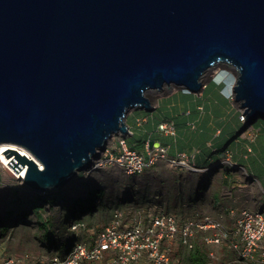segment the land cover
<instances>
[{"label": "water", "instance_id": "water-1", "mask_svg": "<svg viewBox=\"0 0 264 264\" xmlns=\"http://www.w3.org/2000/svg\"><path fill=\"white\" fill-rule=\"evenodd\" d=\"M217 65L264 119V0H0V144L36 157L8 148V164L27 166L23 187L62 189L131 110H155L151 91L199 92Z\"/></svg>", "mask_w": 264, "mask_h": 264}, {"label": "built area", "instance_id": "built-area-1", "mask_svg": "<svg viewBox=\"0 0 264 264\" xmlns=\"http://www.w3.org/2000/svg\"><path fill=\"white\" fill-rule=\"evenodd\" d=\"M240 117L247 120L244 113ZM158 131L176 136V124L172 119L162 120ZM168 153L169 147L164 145L140 151L120 135L95 159L93 167L115 165L125 175L137 177L164 158L172 166L203 169L186 152L172 157ZM230 156L222 163L233 167ZM12 170L0 164V184L5 173L22 182L25 175ZM100 226L89 229V239L76 240L65 255L7 253L0 264H193L191 251L200 244L205 253L202 264H264V210L230 207L225 216L201 213L184 217L157 205L139 204L117 208ZM72 228L85 229L86 223L77 221Z\"/></svg>", "mask_w": 264, "mask_h": 264}, {"label": "rangeland", "instance_id": "rangeland-1", "mask_svg": "<svg viewBox=\"0 0 264 264\" xmlns=\"http://www.w3.org/2000/svg\"><path fill=\"white\" fill-rule=\"evenodd\" d=\"M222 69L223 67L218 66L206 73V75H204L202 78L203 86L201 88V91L199 92H190V94L184 93L183 90L180 89L177 85L171 84H167L162 91H151L149 93V97L152 101V105L154 107H157L158 100L160 99L162 108L158 107L153 111H149L146 109H133L129 112V125L131 126L132 133L131 131H129L130 133L127 136V140L130 145L136 147L138 150H144L145 147L143 136H146L150 132H154L157 129L158 124L157 122H155V119L158 120V118L160 117V111H162V109L169 108L168 106H166V103L173 100L175 96H198L202 101H211L214 97H216L217 99H221L222 101H224V98H222L223 95L220 92V87L222 86L224 80L222 75H220ZM234 81L232 82L234 83ZM206 84L207 88L205 87ZM228 95L232 96L231 102H233L234 95L232 91L231 93L229 92ZM237 105L239 106L241 113L243 114L244 111L243 109H241L240 104L238 103ZM168 110L169 113L172 114L171 109ZM148 116L149 120L145 119V121L139 122L140 119L144 120V117L146 118ZM175 118L177 123L179 124V126H177L179 130L177 137L179 136V139L177 138V140L175 141V137H164L172 138L175 141L174 143L176 144V146H178L179 144L180 149L185 150L192 159L200 162V165L208 164L214 161L218 162L223 159H227L230 155H232V158L239 157L238 153L234 152V150L237 148L236 141L239 139L237 136L238 131L242 128L240 124L242 123L241 121H238V126L240 128L238 127V130H236L235 132H232L231 129H226L221 135L222 131L218 132V128L214 126L195 130V132H189V136L185 138L184 133H186L187 130L190 131L194 129H191L187 124H184L186 121L185 118H180V116H176ZM261 120L264 121V119ZM255 126L256 125L253 124L251 127L253 128ZM251 130V128H248L247 132H251ZM180 131H182L183 134L179 133ZM192 133L199 137L196 139H192L190 137ZM118 135H114V137L110 139L109 144H115L120 136ZM240 144L243 148V145H245L246 142H242ZM252 145L258 151V141L256 140L252 142ZM227 149H229L230 152L225 151ZM246 151L251 155L250 161H252V163L255 165L257 176L249 177L247 180L239 179L238 181H232L231 183H229V189L233 192L232 198H234V200L230 202L231 205L235 207H246L255 210H264V163H262V160H264V154H261L262 158L261 160H259V152L258 154H256V152H248V150ZM172 156L177 155L171 152L167 154V157ZM163 159L164 158H162L161 160ZM245 161H247V165H250L249 161L246 160V158ZM243 162L244 160L242 159L241 163ZM167 164L170 167L166 170V173H169V176L166 180H164L163 184L166 185L169 182H172L174 179L178 180L181 173H186L187 180L185 181V179H182V186H179V184L175 181L174 183L169 184L170 191H173L174 194H179L180 197L178 201L175 202V210H169L174 212L180 211L181 209L178 208L179 203L182 208L184 207V204L193 203L199 198V195H202L204 193V187L206 188L211 183L212 185L210 187V193L215 195L216 202H222L220 191L221 187L219 186V184H223L220 177L221 173L215 176V174L218 173L217 171L220 170V164L212 167V169L209 171L208 169H206L205 171H195L186 167L172 166L169 162H167ZM258 164L262 165L263 169L260 170L258 168ZM239 171H242V173L245 174V170L243 168H240ZM205 174L209 175L210 177H204ZM211 177L213 178V181L211 180ZM258 179L260 181H258ZM149 183L150 182H141V180L137 178L126 177L123 171L115 165H107L101 168H92L90 166L89 168L82 170L77 178L74 179L69 185L62 188L64 190L62 194L60 192H56V194L62 198L59 199L60 202L55 205L54 209L50 210L47 214H50V218H52V220L57 225L60 224V226H62V222H64L63 216L67 210L69 211L70 208H72V203L75 198L87 197L89 189L102 188L101 190L104 191V195L96 202L97 211L93 215L92 220L93 223H102L112 215L116 208L128 206L126 204H129V202H131L133 205H150L151 203L144 202L148 190L153 193L155 192L152 189H147ZM154 183L156 184V186H158L157 183L159 182L154 181ZM217 183L219 184L217 185ZM237 183L239 184V186L245 184V187H239ZM20 184H22V182H15L11 180V178L8 177L6 173L4 174V181L2 184H0V212L13 206L16 209L15 215H18L17 213L19 211V203L17 201L13 202L12 199L14 198L16 189H19V195L23 196L25 199L26 197H32L37 194V191L23 187V185ZM138 185L139 188L143 190V193L140 194L145 195L135 194L137 190H135L134 188H136ZM223 185L228 186V184L226 183H224ZM203 201L207 203V200ZM23 204L24 203H21V205ZM188 215L189 213H184V216ZM30 218H33V221H35L36 219V217ZM42 233L43 230L40 229L38 223H30V225L23 224L11 227L8 232L0 235V259H2L3 255L8 251H12V253L16 254L25 250L34 249L37 254L45 253L43 247H37L36 245L37 241H39L40 238L39 235ZM85 233L86 232L84 231V234ZM55 236L56 238H61V242H64L68 238V236L66 237V235L63 234L62 230H57Z\"/></svg>", "mask_w": 264, "mask_h": 264}, {"label": "crops", "instance_id": "crops-1", "mask_svg": "<svg viewBox=\"0 0 264 264\" xmlns=\"http://www.w3.org/2000/svg\"><path fill=\"white\" fill-rule=\"evenodd\" d=\"M221 94L223 95L222 98H224V101H222L221 99H217L216 97H214L215 99L213 98L211 101H208V100L202 101L200 97L198 96H175L173 100L166 103V106H168L169 108L162 109V111H160V114H159L160 117L158 118V120L155 119V122H157L158 124L162 119H166V117H168V119H172L176 124L177 134H178L179 130L177 126H179V124L177 123L175 117L180 116V118H185L186 121L184 124H187L189 128L194 129L190 131L187 130L186 133H184L185 138L189 136L188 134L189 132H195V130H200V129L214 127V126L218 128V132L222 131L221 135L224 133L226 129H231L232 132H235L236 130H238V127H239L238 121L240 122L239 118H240L241 110L239 106L237 105L238 102H236L235 98L233 102H231V98H228L227 96L228 90L224 93L221 92ZM164 97H167V96H164ZM158 107L162 108V103L160 99L158 100L157 108ZM168 109H171L172 114L169 113ZM249 128L252 129L251 132H247L248 127H246L245 129L242 127L238 131L237 136L239 139L236 141L237 148L234 150V152L238 153L239 157L232 158V155H231V158H230L232 162L237 163L241 168L245 170L246 175L242 173V171H237L236 169L232 168L231 165H229L228 163L219 162L221 163L220 164L221 167L219 170L220 172L217 171L218 173H216L215 176L221 173L220 177L222 179V183L228 184V186H225L223 184L220 185L219 183H217V185L219 184V186L221 187L220 191H221V196H222V202L220 203L216 202L215 195L210 193V187L212 185L211 183L206 188L204 187V193L201 196H199L197 200H195L194 202L192 201L195 204L193 203L184 204V207L182 208V206H180V203H179L178 208L181 210L175 211L176 213H179L182 216H184V213H189L188 216H194V215L201 214V213H209V214H213L218 217L220 215L225 216L227 214L229 208L232 206L230 201L234 200V198H232L233 192L229 189V185H230L229 183H231L232 181H238L239 179L247 180L249 174H251L252 176H257L255 165L252 163V161H250L251 155L248 154L246 150H248V152H256V154H258L259 152V155H258L259 160H261L262 158L261 154H264V125L261 123L260 125L257 124L253 128L252 127H249ZM155 131L150 132L146 136H143L144 147L146 146V143L150 142L153 139L155 141L160 142L164 146H168L169 152L173 154H177L178 152L185 151V150L180 149V145L178 143H177L178 146H176V144L174 143L177 140V138L179 139V136L177 137V134L176 136H172V137H175V141H174L172 138L164 137V136H169V135L159 134L157 132V129ZM179 133L183 134L182 131H180ZM190 137L192 139H196L199 136L192 133ZM256 140L258 141V151L252 145V142ZM242 142H246V144L243 145V148H242V145L240 144ZM153 145L155 144H150V147H152ZM144 150H146V147L144 148ZM245 158L246 160L249 161L250 165L246 164L247 161H245ZM242 159L244 160L243 163H241ZM194 162L199 165L201 164L200 162L196 160H194ZM262 163H264V160H262ZM210 164L211 163H208V165ZM201 166H207V164H204ZM214 166L215 165L211 167H214ZM167 168H170L167 162L165 160H161L155 165V167L152 166L151 168H149L146 171V174L142 176H137L138 177L137 179L141 180V182H144V183L150 182L149 185L147 186V189H152L155 191L153 193L148 190L146 194L147 196L145 197V199H147V201H149L151 205H157L159 207L169 210V209H174L176 207L175 202H177L178 199L180 198L179 194H176V193L174 194L173 191H170L169 184L174 183L175 181L179 184V186H182L183 185L181 183L182 179H185V181L187 180H186V173H181L180 178L178 180L174 179L172 182H169L166 185L163 184L164 180H166L169 176V173H166ZM210 168L204 167L203 171H205L206 169H210ZM258 168L260 170L263 169L262 165H259V164H258ZM204 177H210V176L205 174ZM211 180L213 181L212 177H211ZM154 181L159 182L157 183L158 186H156ZM258 181L260 180L258 179ZM239 187L244 188L245 184L240 185ZM134 189L137 190L135 194L145 195V194H140V193H143V190L139 188V185ZM229 195L231 196L229 197ZM203 200H207V203H205Z\"/></svg>", "mask_w": 264, "mask_h": 264}, {"label": "trees", "instance_id": "trees-1", "mask_svg": "<svg viewBox=\"0 0 264 264\" xmlns=\"http://www.w3.org/2000/svg\"><path fill=\"white\" fill-rule=\"evenodd\" d=\"M220 75H222V77L224 78L222 86L220 87V91L224 93L230 89L231 83L234 80V76L226 70H222ZM183 92L190 94L189 91ZM129 119L130 116L128 117V121ZM166 119H168V117H166ZM239 120L242 122L241 126L243 128H249L253 124L260 125L261 123H264V121L259 118H247L246 122L243 121L241 118H239ZM215 163L216 161L211 162L210 165L207 164V166L202 167L210 168ZM211 169L212 168L208 169V171ZM101 189L102 188L89 189L87 197L75 198L72 203V208H70L69 211L67 210L63 216L64 222H62V226H60V224L57 225L52 220V218H50V214L47 213L50 210H53L55 205L60 202L59 199L62 197L57 195L56 192H60L62 194V192L64 191L63 189H57L55 191L44 193L37 192V194H35L34 196L26 197V199L23 196H20L18 191L19 189H16L14 198L12 199L13 202L17 201L19 203V211L17 213L18 215L16 216V213L12 212V209L15 208L11 205V208H7L4 211L0 212V235H3V233L8 232L11 227L18 226L19 220H21V223L26 225H30V223H38L40 229L43 230V233L39 235V241L41 242V244L49 250L59 249L61 250V252L66 253L72 245L75 234L68 230L70 222L77 218H82L86 216V223H88L89 225L93 223V215L97 211L96 202L104 195V191H102ZM21 203L24 204L21 205ZM30 217H36L35 221H33V218ZM57 230H62L63 234L66 235V237L68 236V238L64 242H61V238H56L55 233L57 232ZM198 247H202V245L200 244V246ZM191 255H193L191 261L193 264H202L205 260V253L204 250H201V248L197 250H192Z\"/></svg>", "mask_w": 264, "mask_h": 264}, {"label": "clouds", "instance_id": "clouds-1", "mask_svg": "<svg viewBox=\"0 0 264 264\" xmlns=\"http://www.w3.org/2000/svg\"><path fill=\"white\" fill-rule=\"evenodd\" d=\"M222 70H225V69H222ZM227 71V70H226ZM229 72V71H228ZM234 81V80H233ZM232 84L234 85V83L232 82ZM231 84V85H232ZM233 85L230 87V89L228 90V93L230 92L231 93V91H232V93H233ZM205 87H207V84L205 85ZM183 90V89H182ZM183 91H188V90H183ZM201 91V90H200ZM233 95H234V93H233ZM227 96H229V95H227ZM232 96H229L228 98H231ZM233 98H234V96H233ZM153 106V105H152ZM154 107V106H153ZM155 109L157 108V107H154ZM244 113V112H243ZM242 114V113H241ZM241 114H240V116H241ZM245 114V113H244ZM246 115V114H245ZM247 116V115H246ZM128 117H129V115H128ZM128 117H127V122H128V124H129V121H128ZM241 118V117H240ZM145 119L147 120H149V117H144V120H142V119H140V121L139 122H142V121H145ZM244 121V120H243ZM161 122V121H160ZM159 122V123H160ZM246 122V121H245ZM159 123H158V125H159ZM158 125H157V132L159 133V134H161L159 131H158ZM129 128H130V131H131V133H132V130H131V126L129 125ZM130 133V132H129ZM129 133H127L126 135H124V134H122V133H120L119 135H122V136H125L126 137V140H127V136H128V134ZM118 135V136H119ZM127 143L130 145V143L128 142V140H127ZM150 142H148V143H146V150H142V151H145V152H147L148 151V148H152V147H159V146H161L162 144L160 143V145L159 146H156V145H153L152 147H150ZM109 145H112V144H108V146ZM107 146V147H108ZM131 146V145H130ZM131 147H133V148H135V149H137L136 147H134V146H131ZM26 149V148H25ZM28 150V149H27ZM105 151V150H104ZM103 151V152H104ZM141 151V150H140ZM225 151H229V150H225ZM181 152H185V151H181ZM230 152V151H229ZM179 153V152H178ZM187 153V152H186ZM102 154V153H101ZM188 154V153H187ZM176 155V154H175ZM231 157V156H230ZM100 158V157H99ZM98 159V158H97ZM161 160V159H160ZM159 160V161H160ZM163 160H165L166 162H168L166 159H163ZM94 161H95V159L93 160V163H92V165H91V167L92 168H94L93 167V164H94ZM158 161V162H159ZM194 161V160H193ZM219 162H222V160L221 161H218V162H216L214 165L216 166L217 164H221V163H219ZM234 163V166L232 167V168H234V169H236V170H240V166L237 164V163H235V162H233ZM197 164V163H196ZM198 165V164H197ZM198 166H200V165H198ZM201 168H203L202 166H200ZM212 168V167H211ZM204 170V168L202 169V170H200V171H203ZM146 173V172H145ZM80 174V173H79ZM144 175V174H143ZM126 177H133V178H138V177H136V176H127L126 175ZM249 177H254V176H252L251 174H249L248 175V178ZM20 185H23V179H22V184H20ZM232 195V194H231ZM230 195V196H231ZM144 202H149V201H147V199H144ZM126 205H133L132 203H129V204H126ZM122 207H125V206H122ZM231 207H235V206H231ZM118 208H120V207H118ZM239 208H246V207H239ZM117 209V208H116ZM115 209V210H116ZM253 210H255V209H253ZM256 210H263V209H256ZM115 212V211H114ZM113 212V213H114ZM113 213H112V215H113ZM176 213V212H175ZM112 215L106 220V221H104V222H102V223H92V224H88V223H86L87 222V220H85V218H86V216H84V217H82V218H77V219H75V220H73V221H71L70 222V224H69V230L71 231V232H73V233H75L74 234V239H73V242H72V245H73V243L76 241V240H78V239H81V238H83V239H85V240H87V239H89V235H90V232H89V229H92L93 227H95V228H99V227H101L100 225H104V224H106L109 220H110V218L112 217ZM180 215V214H179ZM182 216V215H181ZM184 217H186V216H184ZM77 221H83V222H85L86 223V228L85 229H82V230H74L73 228H72V226H71V224H74L75 222H77ZM84 231L86 232L85 234H84ZM36 245H37V247H43V249H44V251H45V253H40V254H43V255H52V254H55L56 252H58L59 254H61V255H65V254H67L68 252H69V250L71 249V247H72V245L70 246V248L68 249V251L66 252V253H63V252H61V250H59V249H51V250H49V249H47L46 247H44V245H42L41 244V242L40 241H37V243H36ZM198 249H200V247L198 248ZM202 250V249H201ZM26 252H31V253H35V254H37L36 252H35V250L34 249H32V250H25V251H22V252H18V253H16V254H22V253H26ZM7 253H12V251H8ZM7 253H5V254H7ZM4 254V255H5ZM15 254V253H14ZM3 255V256H4Z\"/></svg>", "mask_w": 264, "mask_h": 264}, {"label": "bare ground", "instance_id": "bare-ground-1", "mask_svg": "<svg viewBox=\"0 0 264 264\" xmlns=\"http://www.w3.org/2000/svg\"><path fill=\"white\" fill-rule=\"evenodd\" d=\"M219 65L217 66H214V68L218 67ZM213 67L209 68V70H207L206 73H208L211 69H214ZM206 73L204 75H206ZM171 85H175V83H172ZM152 102V101H151ZM260 119V118H259ZM8 148H12V149H16L18 150L22 155H27L29 156L30 158H33L36 160V157L29 151V150H26L22 147H20L19 145L17 144H12V143H1L0 144V164L4 165L5 167L9 168L10 170H12L13 168L8 164L15 156L16 154H13L11 155L10 157H7V155L5 154V150L8 149ZM12 168V169H11ZM89 168V166L87 167ZM86 169V168H85ZM13 171V170H12ZM27 172V166L25 165L18 173H20L21 175H25ZM17 173V172H16ZM201 196V195H199ZM16 209H12V212H15ZM19 220V219H18ZM23 220V219H22ZM19 225H23V223H21V220H19L18 222V226Z\"/></svg>", "mask_w": 264, "mask_h": 264}]
</instances>
